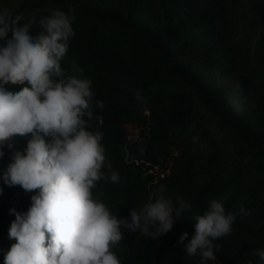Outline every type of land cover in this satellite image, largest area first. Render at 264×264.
<instances>
[{
  "label": "trees",
  "instance_id": "trees-1",
  "mask_svg": "<svg viewBox=\"0 0 264 264\" xmlns=\"http://www.w3.org/2000/svg\"><path fill=\"white\" fill-rule=\"evenodd\" d=\"M5 8L31 20L33 35L55 9L75 17L62 68L71 72L74 61L92 81L103 108L94 106L87 130L103 134L106 162L120 176L118 183L98 181L93 195L129 219L161 185L174 203L183 197L191 205L157 239L122 227L124 238L113 247L121 264H199L178 241L184 232L188 240L195 234L193 217L210 199L249 214L215 241L220 251L208 264H256L253 252L264 249V0H0ZM210 71L231 82H205ZM25 86L5 87L15 93ZM232 92L243 106L239 115L226 99ZM30 139L19 136L0 158V264L16 243L9 239L16 218L10 209L27 212L39 191L3 180L13 152Z\"/></svg>",
  "mask_w": 264,
  "mask_h": 264
},
{
  "label": "clouds",
  "instance_id": "clouds-1",
  "mask_svg": "<svg viewBox=\"0 0 264 264\" xmlns=\"http://www.w3.org/2000/svg\"><path fill=\"white\" fill-rule=\"evenodd\" d=\"M74 20L73 15L55 9L40 19L41 31L33 35L31 20L24 22L22 13L0 10V41L4 42L0 46V158L5 146L14 147L13 137L31 134L27 147L13 152L3 180L25 192L39 189L27 212L10 209L16 218L9 239L16 243L5 255V264H121L113 247L124 238L122 227L157 239L191 211L183 197L174 203L163 185L154 200L130 211V219L113 214L102 194L93 195L98 181L118 183L120 176L106 162L103 134L87 130L94 106L103 108L94 98L92 81L74 61L71 72L62 68L75 35ZM25 82L28 86L15 93L5 87ZM135 97L142 100L139 89ZM226 99L235 114L242 113L236 92ZM95 119L102 126V117ZM198 142L199 136H194L193 143ZM208 203L203 215L193 217L195 234L188 240L184 232L178 241L188 257H200L199 264L215 261L220 251L215 241L231 233L238 216L249 214L243 206L226 211L222 200ZM253 255L258 257L256 264H264V249H256Z\"/></svg>",
  "mask_w": 264,
  "mask_h": 264
},
{
  "label": "rangeland",
  "instance_id": "rangeland-1",
  "mask_svg": "<svg viewBox=\"0 0 264 264\" xmlns=\"http://www.w3.org/2000/svg\"><path fill=\"white\" fill-rule=\"evenodd\" d=\"M251 13V12H249ZM241 34H243V29H241ZM259 33H256L255 35V38L258 36ZM204 80L205 82L207 83H220L221 81H224V82H231L229 79L227 78H224V77H220V76H217L215 73H212L211 71L210 72H207L206 74H204ZM210 126H211V129L214 131V132H217L218 133V129H217V126L215 125L214 122H210ZM19 136H16V137H13L12 139V143L18 138ZM7 147V146H6ZM8 148V147H7Z\"/></svg>",
  "mask_w": 264,
  "mask_h": 264
}]
</instances>
